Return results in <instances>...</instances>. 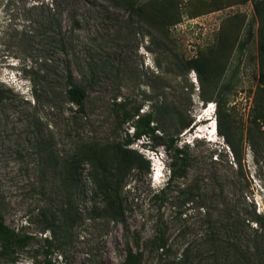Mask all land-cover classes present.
<instances>
[{"label": "rangeland", "instance_id": "374dc122", "mask_svg": "<svg viewBox=\"0 0 264 264\" xmlns=\"http://www.w3.org/2000/svg\"><path fill=\"white\" fill-rule=\"evenodd\" d=\"M196 58L212 79L187 70ZM68 72L87 89L82 109L69 103ZM136 109L153 114L156 135L195 144L181 194L162 209L171 244L200 243L204 208L264 217V0H0V216L33 237L0 264H123L146 245L164 147L129 146L151 169L133 172L128 194L106 181L124 168L112 144L133 135L137 118L122 119Z\"/></svg>", "mask_w": 264, "mask_h": 264}, {"label": "trees", "instance_id": "16d2710c", "mask_svg": "<svg viewBox=\"0 0 264 264\" xmlns=\"http://www.w3.org/2000/svg\"><path fill=\"white\" fill-rule=\"evenodd\" d=\"M184 64L187 70L196 72L202 82L212 79L210 63L206 58L187 60L184 61ZM67 82L66 95L69 103L82 109L88 98L86 87L77 83L71 72L67 73ZM125 107L126 105L122 101L115 104L116 110L119 111H123ZM134 118L137 119L133 135L126 133L122 141H114L112 144L115 153L126 162L124 168L119 172L109 171L106 181L111 180V183L114 180L112 185L114 183L119 185L121 192L122 188L128 187L126 189L128 194L133 190L128 183L133 172L135 170H138V173L141 170L150 172V162L142 159L137 152L129 148L134 141H154L157 147H164L169 160V169L165 185L151 190L149 195V201L157 203V210L160 213V217L153 225V235L146 245L137 243L136 251L129 247L123 264H141L146 256L153 257L156 264H201L205 259L212 260L216 264H253L255 257L258 256V251L264 250V217L260 214L255 213L256 218L254 219H247L239 214L224 221L220 218L213 219L212 214L208 210L205 211L204 208L203 230L199 235L200 243L186 244L177 248L169 242V223L163 220L165 214L162 209L164 203L173 198L174 192L181 194V191L173 190L174 184L186 178L192 161V154L189 151L190 144L194 147L195 144L193 141L178 147L181 142L179 138H164L156 135L158 129L154 125L155 117L151 113L141 115L140 109H136L133 115L125 111L122 121L128 123ZM190 126L191 122L185 123L183 129H189ZM82 146L87 147L86 144H82ZM74 160L76 161L78 158L76 157ZM63 168L65 171H69L74 168V165L65 162ZM112 185H106V191L117 193ZM32 240V236L19 234L10 228L0 216V259H17L19 253L25 251ZM45 241L48 242L47 239ZM44 258V261L35 260L30 264H53L46 259V256Z\"/></svg>", "mask_w": 264, "mask_h": 264}, {"label": "clouds", "instance_id": "9594fccd", "mask_svg": "<svg viewBox=\"0 0 264 264\" xmlns=\"http://www.w3.org/2000/svg\"><path fill=\"white\" fill-rule=\"evenodd\" d=\"M215 132H216V129H215ZM153 171H154V176L155 177H162V169H160V168H157V169H153Z\"/></svg>", "mask_w": 264, "mask_h": 264}]
</instances>
